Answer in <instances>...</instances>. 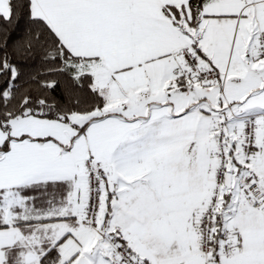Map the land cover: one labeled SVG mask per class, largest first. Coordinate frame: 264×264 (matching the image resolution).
Masks as SVG:
<instances>
[{
    "label": "snow or ice",
    "instance_id": "1",
    "mask_svg": "<svg viewBox=\"0 0 264 264\" xmlns=\"http://www.w3.org/2000/svg\"><path fill=\"white\" fill-rule=\"evenodd\" d=\"M0 264H264V0H0Z\"/></svg>",
    "mask_w": 264,
    "mask_h": 264
}]
</instances>
